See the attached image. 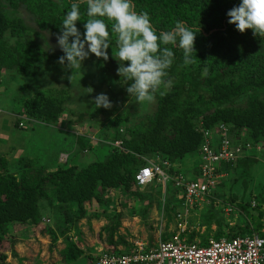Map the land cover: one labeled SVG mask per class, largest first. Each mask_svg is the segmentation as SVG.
<instances>
[{
    "label": "trees",
    "instance_id": "1",
    "mask_svg": "<svg viewBox=\"0 0 264 264\" xmlns=\"http://www.w3.org/2000/svg\"><path fill=\"white\" fill-rule=\"evenodd\" d=\"M132 3L137 12L149 14L157 33L171 30L177 21L186 22L197 30L193 53L197 59L193 64L184 66L182 50L173 48L175 60L168 70L172 87L166 94L157 96L153 114L136 124L125 126L127 111L113 116L106 125L109 133L103 137L110 150L101 160L83 168L65 163L51 169L35 159L22 157L18 170H13L0 153V244L7 237H14V226L36 227L41 224L38 211L46 204L51 209L54 227L44 231L48 234L51 248L62 239L63 248L59 253L63 262L72 264L83 256L79 247L82 220H86L88 225L92 220H106L99 231V238H106V242L114 246L126 245L125 238L119 235L123 219L116 205L119 197L112 199L107 194L109 190H117L120 199L130 205L132 198L139 205L146 202L143 210L139 206V210L131 211L133 216L141 213L142 219H145L154 201L160 204L163 197L161 184L154 182L141 189L134 186L135 176L145 164L143 157L153 158L158 154L172 164L170 174H188L184 165L189 162L188 157L195 154L199 162L195 157L192 160L195 164L190 165V169H198L193 175L196 177L203 131L212 132L221 123L229 127L233 145L249 143L260 145L264 150V39L254 36L251 30L241 34L228 23L227 12L238 6L240 0H132ZM70 7L71 0H0V72L13 70L20 76H35L41 59L62 56L45 54L32 35L46 31L59 34L62 19ZM26 13L32 16L31 25L34 28L28 26L22 17ZM81 13L82 20L77 22V27L83 34L86 19L83 6ZM7 33L15 40L13 45L6 41ZM109 51L112 52L111 47ZM129 84L130 81H126L122 94H127ZM242 97H245V104L235 105ZM70 100L71 95L66 90L38 89L19 98V115L26 120V126H33L35 122L56 123L65 113V105ZM84 116L79 115L76 121L69 123L82 125ZM21 118L16 120V127L23 121ZM115 141L121 142L123 151L112 146ZM91 143L77 137L80 150L90 149ZM256 160L249 155L235 163L224 164L222 170L228 173L229 183L220 188L231 190V185L240 182V195L243 196L248 182L255 176L252 167L256 166ZM177 192L171 184L166 186V230L170 225L176 226L173 219L181 208L180 201L175 198ZM217 196L231 204H235L237 198L234 193L223 191L217 192ZM241 198L236 206L246 219L242 224L230 227L218 211L207 209L205 218H199L198 228L204 227L203 233L192 230L182 237L185 236L188 242L197 239L201 246L207 245L209 238L236 237L251 231L264 237L261 222L264 188L261 187L254 196L258 204L252 209L251 204ZM250 210L257 211L256 218L249 215ZM193 224L192 219L189 220L188 227ZM212 225H215V230H212ZM175 230L163 233L161 240H169ZM70 233L75 235L76 241L72 240ZM11 255L17 257L13 249ZM6 259L7 255L0 253V264H8ZM18 264H21L20 259Z\"/></svg>",
    "mask_w": 264,
    "mask_h": 264
},
{
    "label": "rangeland",
    "instance_id": "2",
    "mask_svg": "<svg viewBox=\"0 0 264 264\" xmlns=\"http://www.w3.org/2000/svg\"><path fill=\"white\" fill-rule=\"evenodd\" d=\"M22 17H24L28 26L31 27L33 22L32 16L26 13ZM33 28L30 29L32 32H35ZM46 32H50L52 35L48 37L45 35ZM46 32L43 34L35 32L32 37L41 45V49L45 54L55 57L63 55L60 49L56 47L57 41L55 37L57 34L52 31ZM5 39L11 45L15 41L10 37L9 33L5 35ZM108 56L109 59L104 61L94 55H90L83 62L81 69L71 71L59 65L57 63L58 58L41 59L38 63V73L31 77L20 76L13 70H2L0 72V119L9 120V122L4 121V123L0 124V146L4 145L7 148L5 151H0V153H3L12 165L13 170H18L20 166L19 159L22 157L35 159L37 162L51 168L48 166V162L53 154L61 148L62 141V145L67 148V151L60 154V163L74 164L78 168H83L91 162L101 160L108 155L110 146H108L109 144L106 141H103V137L109 133L106 125L115 114H124L127 111L128 117L125 126L136 124L141 119L153 114L156 109L159 93L156 94L155 102L152 104H140L134 96H126V93L122 94L121 90L126 86V81L124 79L121 81L116 80V78H120L117 75L119 64L113 58L112 52L109 51ZM98 64L100 65L98 66ZM25 87L27 90H25ZM88 88H92L93 91L89 93ZM38 89L66 90L69 92L71 100L65 105V113L59 117L56 123L42 124L35 122L33 126L27 125L26 130L19 126L16 127V120L21 118L19 115V98L29 95ZM100 93H104L109 97L113 104L111 109H96L95 105L91 103L95 96ZM244 104L245 97L239 98L235 102L237 106H243ZM82 114H85L84 124L69 123V121H76L77 117ZM111 132L113 131L111 130ZM120 132L122 133L121 129ZM77 137L84 139L86 142L92 141L91 148L80 150L77 145ZM61 139L63 140L61 141ZM11 145L14 147L13 149L10 147ZM70 145L74 147V150L68 151ZM248 155L257 160L256 166L252 167L255 176L252 177V180L249 179L245 194L243 196L240 195V190L242 189L240 182L231 185V190L228 187H224L219 188L217 191H223L226 194L230 192V194L234 193L237 195L235 204H231L233 211L225 212L220 205H206L201 211L195 213L196 216H191L190 219L194 223L192 225L194 228L198 227L197 224H199L201 216L205 218L207 209H211L214 212L218 211V215L225 222H228L230 227L245 222L246 219L242 212L237 209L236 204H238L239 199L242 197L243 202L250 203L252 209L258 204L254 196L260 192L261 187L264 188V152H248ZM195 157L197 158L196 162H199L198 157L192 154V156L188 157V159L190 158L189 166L195 164L192 161ZM227 183L229 182L227 181ZM164 198L165 201L163 202ZM167 198V195L166 197L163 195L159 205L154 201L152 206L147 210L145 219H142L141 213H137L138 216H133L131 211L133 209L139 210V206L143 210V207L147 205L146 202L143 204L141 202L139 205L135 203L136 199L132 198V204L130 205V203L122 199L116 204L117 210L123 214L119 235L128 240L138 238L154 242L158 240L159 233L172 232L173 225H170L167 230L165 228L166 218L164 208H166ZM223 201L225 202L224 199ZM253 201L254 206L252 205ZM262 211L264 213V206H262ZM249 213V215H253L255 218L258 214L257 211L253 210H250ZM38 218H41V224L36 227L26 225L14 226L12 229L14 237H7L0 244V253L7 255L6 263L18 264V259H20L21 264H67L62 261L59 253L63 248L62 239H59L57 245L51 248L48 234L44 231L46 228L54 227L51 209L46 204H43L38 211ZM42 218L49 219V222H42ZM261 222L263 224L262 233L264 234V215L261 218ZM105 223L106 220L102 219L92 220L90 225L87 224L86 220L80 222L82 240L79 243V247L83 251V256L72 264H85L86 257H90L97 249L107 244L106 238H99V231ZM211 228L215 230L216 227L212 225ZM200 230L203 231V229ZM105 235L104 233L102 234L103 237ZM70 237L73 241H76L73 233H70ZM12 249L17 255L16 258L11 255Z\"/></svg>",
    "mask_w": 264,
    "mask_h": 264
},
{
    "label": "clouds",
    "instance_id": "3",
    "mask_svg": "<svg viewBox=\"0 0 264 264\" xmlns=\"http://www.w3.org/2000/svg\"><path fill=\"white\" fill-rule=\"evenodd\" d=\"M82 6L86 16L83 34L77 27L82 20ZM227 16L228 23L239 33L251 30L254 36L264 39V0H240ZM196 36L197 30L183 21H177L171 30L157 33L149 14L137 12L132 0H71L55 37L56 47L63 53L57 63L70 71L81 69L90 55L107 61L111 47L119 64L117 75L130 81L126 87L128 96H134L140 104H152L157 93L164 95L172 87L168 70L175 60L173 48L182 50L184 66L197 59L193 57ZM91 103L96 109L113 107L104 93L96 95Z\"/></svg>",
    "mask_w": 264,
    "mask_h": 264
},
{
    "label": "built area",
    "instance_id": "4",
    "mask_svg": "<svg viewBox=\"0 0 264 264\" xmlns=\"http://www.w3.org/2000/svg\"><path fill=\"white\" fill-rule=\"evenodd\" d=\"M21 119L23 121L18 125L23 128L26 120ZM112 146L123 151L120 141H115ZM251 151L264 152L260 145H233L229 127L221 123L212 132L203 131L196 177L183 172L170 174L172 164L158 154L153 158L143 157L145 164L138 170L134 186L141 189L157 182L163 188V195L169 184L178 191L175 198L180 201L181 208L173 219L175 234L166 241L161 240L163 233H159L158 240L154 242L136 238L125 239L126 245L104 244L86 257L85 264H264V237L255 231L230 238H209L205 246H201L197 239L188 242L185 236L182 237L192 230L203 233L204 227L189 228L188 223L191 216L204 206L220 205L225 212L233 211L231 203L217 196L220 186L228 181V173L222 170V166L249 156ZM107 196L112 199L119 197L117 202L121 201L117 190H109ZM252 205H255L254 201ZM42 221L48 223L49 219L42 218Z\"/></svg>",
    "mask_w": 264,
    "mask_h": 264
},
{
    "label": "crops",
    "instance_id": "5",
    "mask_svg": "<svg viewBox=\"0 0 264 264\" xmlns=\"http://www.w3.org/2000/svg\"><path fill=\"white\" fill-rule=\"evenodd\" d=\"M8 118V117H7ZM4 121L5 122H9V120L8 119H5V120H3V118H1L0 119V124L1 123H4ZM17 129V128H16ZM4 132V131H3ZM16 133V132H15ZM15 133H14V135H15ZM11 134H12V132H11ZM63 139H61V141H62ZM63 142V141H62ZM62 142H61V148H59L54 154H53V156H52V158L50 159V161L48 162V166H50L51 167V169H54L58 164H62V163H60V161H59V156H60V154L61 153H64V152H66L67 151V148H65L63 145H62ZM62 146H63V148H62ZM12 149L14 148L12 145L10 146ZM9 147V148H10ZM1 148H3V149H1ZM9 148H8V150H9ZM5 149H7L6 148V146H4V145H1L0 146V151H5ZM68 151H70V150H74V147H72V145H70L69 147H68ZM7 150V151H8ZM3 154V153H2ZM187 167V173H188V175H190V176H193V175H195V172H196V170H198V169H196V170H194L193 168L192 169H190V166H189V162L187 163V165H186ZM190 171V172H189Z\"/></svg>",
    "mask_w": 264,
    "mask_h": 264
}]
</instances>
